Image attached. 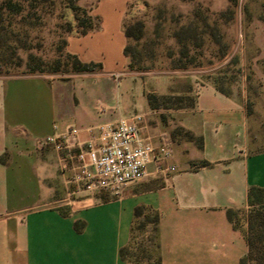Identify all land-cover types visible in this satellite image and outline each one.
I'll use <instances>...</instances> for the list:
<instances>
[{"label": "crops", "instance_id": "obj_1", "mask_svg": "<svg viewBox=\"0 0 264 264\" xmlns=\"http://www.w3.org/2000/svg\"><path fill=\"white\" fill-rule=\"evenodd\" d=\"M130 1L94 0L89 13L99 28L67 39V51L100 62V70L0 75V264H132L120 248L130 243L138 206L159 215L161 264H242L248 191L264 187V147L251 137L255 93L246 75L225 91L214 76L199 78L192 105L171 109L167 123L153 122L147 95L170 92L172 80L158 89L127 67ZM228 3L209 1L215 11ZM254 28L250 58L257 62L264 60V20ZM260 80L264 92V73ZM132 115L142 117L140 134L171 145L172 155L150 163L146 176L119 194L79 188L75 162L63 168L66 153L78 151L98 125ZM178 127L202 137V145L174 135ZM51 135H66L67 149L46 143ZM170 164L178 170L169 172Z\"/></svg>", "mask_w": 264, "mask_h": 264}, {"label": "rangeland", "instance_id": "obj_2", "mask_svg": "<svg viewBox=\"0 0 264 264\" xmlns=\"http://www.w3.org/2000/svg\"><path fill=\"white\" fill-rule=\"evenodd\" d=\"M9 1L0 0V75L24 74L30 72V66L37 65L49 69L67 51L65 41L76 31L71 0H11L17 4L14 8L9 7ZM74 1L88 11L94 2ZM209 1L131 0L124 21L136 26L134 34L140 33L126 43L134 64L132 70L154 79L158 89L168 77L172 80L170 92H150L158 97L170 95L167 99L157 98L153 107L156 112L152 121L161 119L166 123L171 109L194 102L193 80L214 76L219 86L227 90L246 75L255 93L249 103L254 111L252 143L254 147H264V92L260 80L264 60L256 62L250 58L257 49L253 44L254 22L264 20V0H229L221 11L212 10ZM181 63L186 66L175 67ZM46 73L58 77L72 74ZM152 218L153 211L145 209L137 220L127 247L131 260L149 264L152 260L148 255L156 256ZM257 241L264 243L258 238Z\"/></svg>", "mask_w": 264, "mask_h": 264}, {"label": "built area", "instance_id": "obj_3", "mask_svg": "<svg viewBox=\"0 0 264 264\" xmlns=\"http://www.w3.org/2000/svg\"><path fill=\"white\" fill-rule=\"evenodd\" d=\"M141 119L140 115H132L98 125L96 134L78 151L66 153L63 168L69 161L75 162L79 188L119 194L126 184L142 180L150 163H161L172 155L171 145H154L140 134ZM76 132L77 129H71V133ZM66 138V135H51L45 142L63 150L67 149ZM166 169L178 170L173 164Z\"/></svg>", "mask_w": 264, "mask_h": 264}, {"label": "trees", "instance_id": "obj_4", "mask_svg": "<svg viewBox=\"0 0 264 264\" xmlns=\"http://www.w3.org/2000/svg\"><path fill=\"white\" fill-rule=\"evenodd\" d=\"M45 1V0H44ZM71 3L69 6L72 8V10L75 13V18L77 21L76 24V31L75 34L77 35H83L87 32L99 28V17L93 16L89 13V11L81 7L80 5H77L74 0L70 1ZM10 8H14L17 6L16 3H13L11 0L8 2ZM93 20H97L95 23ZM135 25L132 23H128L124 21L123 28L124 33L127 37V40L130 37H138L139 34H134ZM69 31L73 30L72 28L68 29ZM65 44L67 45V41H65ZM130 47L128 44L125 45L124 53L129 58L127 67L129 69L134 68L133 60L131 59L130 54ZM186 64L181 63L177 64L175 67H185ZM102 68V64L100 62L96 61H84L82 60L76 53H72L69 51H66L65 53H62V57L60 59L55 60L51 67L49 69H45L41 67L40 65L37 66H30V72H59V71H69L72 73H82V72H90L95 70H100ZM221 90L225 91L220 87ZM148 102L151 107H156L155 100L157 98L167 99L171 98L170 95H158L149 93L147 95ZM179 134L182 135L184 138H187L189 140H195L199 146L202 145V137H196L192 132L188 130H184L180 127L176 128L174 131V135ZM199 163L201 165H208L210 164L207 160H200ZM248 201L251 205V208L248 212V231H247V242H248V251L246 255L241 259L242 264H264V243H258L257 238L262 242L264 241V187H258V186H252L249 188L248 191ZM146 208L144 207H136L135 209V217L136 222L139 218H141L144 215V211ZM233 211L231 209H228V216L232 218ZM159 215L157 212L153 211V218L151 221L154 224V240H155V247L157 248L156 243V224L158 222ZM135 222V224H136ZM134 224V231L132 234V238L134 236L135 232V226ZM79 225L77 224V227ZM139 228L141 226H138ZM79 228V227H78ZM256 235V236H255ZM131 238V240H132ZM130 240V242H131ZM129 245V244H128ZM128 245L120 248V256L122 258H128L127 253V247ZM148 258L152 261H150L149 264H161L160 256L156 253V256L153 257L152 254L148 255ZM132 264H143L140 262V260H131Z\"/></svg>", "mask_w": 264, "mask_h": 264}]
</instances>
